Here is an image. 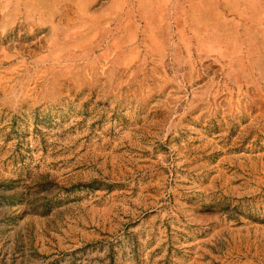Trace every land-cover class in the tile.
I'll return each instance as SVG.
<instances>
[{"label":"rangeland","instance_id":"rangeland-1","mask_svg":"<svg viewBox=\"0 0 264 264\" xmlns=\"http://www.w3.org/2000/svg\"><path fill=\"white\" fill-rule=\"evenodd\" d=\"M0 264H264V0H0Z\"/></svg>","mask_w":264,"mask_h":264}]
</instances>
